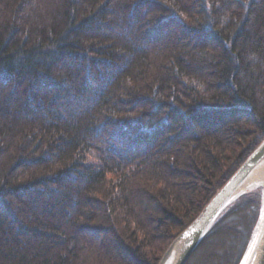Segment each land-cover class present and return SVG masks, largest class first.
<instances>
[{"label":"trees","instance_id":"16d2710c","mask_svg":"<svg viewBox=\"0 0 264 264\" xmlns=\"http://www.w3.org/2000/svg\"><path fill=\"white\" fill-rule=\"evenodd\" d=\"M263 140L264 0H0V264H157Z\"/></svg>","mask_w":264,"mask_h":264},{"label":"water","instance_id":"95a60500","mask_svg":"<svg viewBox=\"0 0 264 264\" xmlns=\"http://www.w3.org/2000/svg\"><path fill=\"white\" fill-rule=\"evenodd\" d=\"M264 166V140L243 161L224 185L214 194L196 218L169 244L157 264H186L195 249L214 225L221 213L242 197L251 186L240 191L251 176ZM251 239L239 264H264V197Z\"/></svg>","mask_w":264,"mask_h":264},{"label":"bare ground","instance_id":"6f19581e","mask_svg":"<svg viewBox=\"0 0 264 264\" xmlns=\"http://www.w3.org/2000/svg\"><path fill=\"white\" fill-rule=\"evenodd\" d=\"M252 178L248 179L240 191L245 190V188H249L251 186H259L263 190V197H264V166L261 167L258 174L255 176H251Z\"/></svg>","mask_w":264,"mask_h":264},{"label":"rangeland","instance_id":"374dc122","mask_svg":"<svg viewBox=\"0 0 264 264\" xmlns=\"http://www.w3.org/2000/svg\"><path fill=\"white\" fill-rule=\"evenodd\" d=\"M254 189H256V190H258L259 191V197H260V205H261V202H262V197H261V195H262V192H263V190H262V188L261 187H255ZM259 214H260V208H259ZM258 214V215H259ZM258 218V217H257ZM257 221V220H256ZM250 239H251V236H250V238H249V241H250ZM249 241H248V243H249ZM172 242V241H171ZM170 242V243H171ZM248 243H247V246H248ZM169 246V245H168ZM247 246H246V248H247ZM246 248H245V251H246ZM167 249V248H166ZM245 251H244V253H245ZM163 255V254H162ZM244 255V254H243ZM243 257V256H242ZM242 259V258H241Z\"/></svg>","mask_w":264,"mask_h":264}]
</instances>
